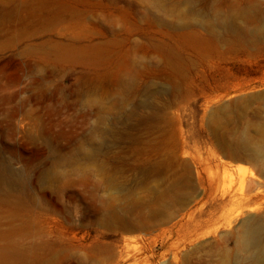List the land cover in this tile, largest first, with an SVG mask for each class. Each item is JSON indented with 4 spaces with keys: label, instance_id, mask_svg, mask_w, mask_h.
Listing matches in <instances>:
<instances>
[{
    "label": "rangeland",
    "instance_id": "1",
    "mask_svg": "<svg viewBox=\"0 0 264 264\" xmlns=\"http://www.w3.org/2000/svg\"><path fill=\"white\" fill-rule=\"evenodd\" d=\"M241 2L0 0V264H224L264 208V159L239 144L264 125V22L209 40L181 16ZM142 100L154 132L135 116L123 136ZM142 165L155 185L106 221L101 174L136 189Z\"/></svg>",
    "mask_w": 264,
    "mask_h": 264
},
{
    "label": "bare ground",
    "instance_id": "2",
    "mask_svg": "<svg viewBox=\"0 0 264 264\" xmlns=\"http://www.w3.org/2000/svg\"><path fill=\"white\" fill-rule=\"evenodd\" d=\"M237 6L238 7H234L233 5H231V7L227 6V9L223 12H217V20L216 22H212L210 20L206 21L204 17L194 19L193 16L199 14V12H197L194 9L193 4L190 3L188 6H186V10L181 16L184 23L182 27L185 29H190L193 27L194 30L201 28L205 31L207 39L220 40L223 39V35L217 32L215 29L217 26L222 27L223 29L231 28L233 30L235 29L237 31H243L244 33L246 32V29H242L237 25V21L239 19L248 17L250 14H252V23L261 25L264 22V2L262 0H243V2H241V4L238 3ZM204 12L205 11H203L201 15L205 14ZM169 25L170 27L173 26L172 23H169ZM227 107L228 106L226 105L211 113L210 117L213 125H215L217 121L220 120V112L226 110ZM112 112L113 111H111V113ZM135 116H138L137 124L146 125V130L150 134L154 132L155 125H153V122L158 116L157 110L153 105L147 104L144 100H142L133 110L124 112L123 117L120 120L115 118V122L123 126V130L121 132L123 136H126L129 133V130L134 127L131 121H133ZM104 120L105 119L103 118L101 122H104ZM152 143L155 142H153L151 139V144ZM239 144L242 147L252 151L257 157L264 159V125H258L255 123L249 124V126H247L241 133ZM98 151L99 148L95 147L93 150L86 151L84 154L91 157L96 155ZM157 170L158 169L155 166L146 167L145 165H142L139 171L141 173V177L137 183L136 189L126 188V184L120 180L118 177L119 174L117 172L101 174L99 188L100 190L104 191V194L101 195L100 199L106 207V221L111 222L113 220L122 219L123 217L127 216L130 213L128 205L135 203L139 204L136 197L137 192H144L146 190L149 191V189L155 185L154 183L156 180L154 174L157 172ZM158 188H154L155 191L158 190ZM262 211H264V208L261 206L248 210L250 216H248V218L242 222L241 230L239 231L237 238L233 239L235 245L234 248H228L226 242L221 243L219 250L225 258L224 264H264V228L259 224V216ZM230 226L231 224L229 223V227ZM237 252L243 253L244 255L237 256ZM175 259L177 258L175 257Z\"/></svg>",
    "mask_w": 264,
    "mask_h": 264
}]
</instances>
